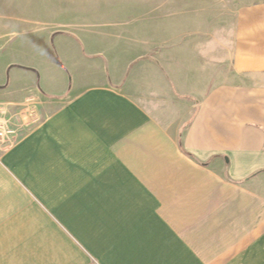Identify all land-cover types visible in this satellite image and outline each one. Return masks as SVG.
I'll return each instance as SVG.
<instances>
[{
    "label": "crops",
    "instance_id": "obj_1",
    "mask_svg": "<svg viewBox=\"0 0 264 264\" xmlns=\"http://www.w3.org/2000/svg\"><path fill=\"white\" fill-rule=\"evenodd\" d=\"M23 8L0 0V264H264V0L226 42L96 29L68 90L2 57Z\"/></svg>",
    "mask_w": 264,
    "mask_h": 264
},
{
    "label": "rangeland",
    "instance_id": "obj_2",
    "mask_svg": "<svg viewBox=\"0 0 264 264\" xmlns=\"http://www.w3.org/2000/svg\"><path fill=\"white\" fill-rule=\"evenodd\" d=\"M256 1L259 0H31L30 26L37 30L36 38L24 45H7L2 57L34 65L40 88L55 77L59 79L57 87L68 90L77 73L92 67L78 59V51H86L84 43H93L96 29L119 32L144 28L162 45L179 40L204 43L211 38L213 42H226L230 39L231 12ZM20 3V11L25 14L23 6L28 0ZM65 50L71 58L70 65L61 59Z\"/></svg>",
    "mask_w": 264,
    "mask_h": 264
},
{
    "label": "built area",
    "instance_id": "obj_3",
    "mask_svg": "<svg viewBox=\"0 0 264 264\" xmlns=\"http://www.w3.org/2000/svg\"><path fill=\"white\" fill-rule=\"evenodd\" d=\"M13 130L7 126L6 121L0 118V141L1 142H9Z\"/></svg>",
    "mask_w": 264,
    "mask_h": 264
}]
</instances>
